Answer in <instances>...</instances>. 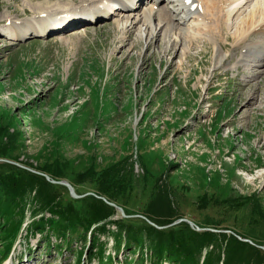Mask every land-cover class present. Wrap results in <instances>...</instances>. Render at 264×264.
<instances>
[{
  "label": "rangeland",
  "instance_id": "rangeland-1",
  "mask_svg": "<svg viewBox=\"0 0 264 264\" xmlns=\"http://www.w3.org/2000/svg\"><path fill=\"white\" fill-rule=\"evenodd\" d=\"M87 1L0 0V22L12 16L8 9L21 17L11 20L17 25L13 30V25L0 23V179L23 186L30 196L36 191L34 205L48 217L51 205L79 208L80 198L90 194L80 192L96 193L98 175L108 171L103 176L110 182L108 191L115 193L112 197L128 216L107 203L113 207L111 214L93 223L86 239L71 234L69 243L58 249L47 248L41 234H26L20 227L9 261L0 264H157L159 259L158 264H254L249 244L264 245V65L254 67L251 58L242 55L251 45L264 50V33L252 30L234 42L237 24L248 13L245 8L227 21L221 40L210 33L190 44L187 59L182 54L188 44L184 38L175 54L164 53L167 24L162 40L148 47L152 37L145 36L143 21L138 22L130 40L134 48L123 47L116 17L79 23L55 35L12 40L13 31L34 21L28 18L31 12L22 11L27 5L48 14L52 9L80 11ZM160 8L169 9L164 1ZM151 25L161 28L158 19ZM181 26L169 33L182 35ZM7 31H12L11 38ZM215 48L228 55L219 68L213 60ZM14 162L66 180L82 196L74 197L66 186ZM0 193L1 252L6 241L1 221L3 216L17 217L18 208L1 185ZM99 205L87 200L81 207L89 212ZM26 206L23 217L33 210L28 197ZM184 219L228 231L192 232L180 225ZM106 220L112 221L106 233L90 231ZM177 229L186 233L188 248L180 245L169 255L161 236L166 239L167 232ZM112 231L120 236L113 263L105 259L116 249ZM202 231L213 234L207 238ZM231 231L253 243L239 244ZM93 236L97 246L86 249ZM50 242L59 243L54 238ZM255 247L264 264V250Z\"/></svg>",
  "mask_w": 264,
  "mask_h": 264
},
{
  "label": "bare ground",
  "instance_id": "bare-ground-1",
  "mask_svg": "<svg viewBox=\"0 0 264 264\" xmlns=\"http://www.w3.org/2000/svg\"><path fill=\"white\" fill-rule=\"evenodd\" d=\"M144 1L145 0H88L86 2L87 5L85 4V6L82 5L80 7V11L71 12L72 10L52 9L47 11L49 12L48 14L44 9L39 12L32 11L36 13V18L32 17L33 19H31L34 21H27V27L25 26L24 29H19L17 33L13 31L15 35H13L14 38H12V40H21L23 37H26L27 34H36L39 36L56 32L59 34L76 23H98L104 19L107 20L116 17L120 19V22L118 21L116 23V29L119 28L118 30L120 31L118 33H121L120 37H116L120 43H123V47L128 46L131 49L134 48L135 45H132L130 40L138 22L143 21L142 24L145 26V36L152 37L148 47L151 45L152 41L162 40L161 35L164 32L162 27L167 24L168 28L165 32L167 33V38L163 42L164 47H162L164 53H176V46L185 39L188 44H185L182 54L183 57L187 59L189 58L188 47L194 44L198 38L208 37L213 34L217 37V40H219V36L223 32L224 25L227 21L236 14L241 13L245 8H247L245 12L248 13H245L246 16L243 18L241 17L240 23L237 24L236 33L233 35L234 42L237 43L238 41H242L252 30L255 33H264V0H146L149 1L148 9L144 10L142 15H138V11L142 7ZM163 1L168 4L169 9L160 8ZM155 19H158L161 23L160 29L158 27H152L151 22ZM174 22H176L177 25H174ZM63 23L66 24L59 28ZM9 24L13 25L10 27L12 30L13 27L17 26L16 23ZM178 25H182L180 27L182 35H176L178 33H169V31H172L174 28L177 29ZM185 26H187V28ZM177 31L179 32V28ZM11 32L12 31H7V38H11L12 35H9ZM85 34L87 33H82L81 36ZM61 40L66 42L69 41L65 38H61ZM220 42L221 41H219V43ZM256 45L259 46V44ZM219 46L221 47L220 44ZM257 46H248V48L244 49V54L242 55L244 58H251L254 67L264 65V50H258ZM213 53V60L216 68H219L228 60V55H220L217 48L214 49Z\"/></svg>",
  "mask_w": 264,
  "mask_h": 264
},
{
  "label": "trees",
  "instance_id": "trees-1",
  "mask_svg": "<svg viewBox=\"0 0 264 264\" xmlns=\"http://www.w3.org/2000/svg\"><path fill=\"white\" fill-rule=\"evenodd\" d=\"M8 166H11V165H8ZM19 169L21 170V168H19ZM22 171L28 172L30 177L41 178V176H39L38 174L26 171L25 169H23ZM90 174L93 175V172H90ZM104 174H109V172L104 171L98 175V177H99V183H98L99 190H95V192L98 195H102V196L105 195L104 197H106L110 201H113L116 203V201L112 197V196H114L115 193L112 191H108L109 190L108 187L110 185V182L105 180V178L103 177ZM78 176H79V174H78ZM50 177L53 178L56 176H53L51 174ZM42 182L46 186H50V187L53 186V183H51V182H49L43 178H42ZM0 185L5 189L6 196L10 197V204L14 203L15 205H17V208H18V213H17L18 215H15L18 217L17 219H16V217H14L10 220L7 212H6L8 215V216H6L7 218L5 216H3V222H2L1 228L3 230V233H5L4 238H6V244H5V247L1 253V255H2L1 257H4L5 254L8 252L11 244L13 243V241L15 240V238L19 232V229L21 227V222L23 219L22 215L24 214V210L26 208V197L30 198L32 201L33 210L31 211V214L34 218L33 221L31 222V224L28 226V230L31 231V233L41 234L43 239H45V241H46L47 247L52 245L53 247H55L57 249L59 248L60 245H62L63 242L69 243V237L71 236V234H75V236H79V235L81 236L83 234L82 236H84V238L86 239V237H85L86 232L85 231L87 229H89V227H91L93 223L99 222L102 218L108 217L111 214V211L113 210V207H111L107 203H105L104 200H102V199H100L97 196H94L92 194H88L87 196L80 198L79 208H78V206H74L72 208V207H69L70 205H63L62 203H60L59 205H51L48 208L49 213L51 215L46 217L44 215V211H46V210L43 211V209H37V207H35V205H34V201H36V198H37V192L36 191L34 192V194L32 196H30L29 191L28 192L24 191L25 188L23 186L22 187L21 186L15 187L12 185V183L7 182V181H3L1 179H0ZM57 185H59V184H57ZM76 189L78 191L79 188H76ZM84 192H89V191L84 190V191H81L80 193H84ZM0 195H1V193H0ZM95 198H97V199H95ZM87 200L97 201L100 203V205L97 206L95 209L88 212V211H86L87 207H81V205H83V202L86 203ZM152 201H153L152 199L149 201L148 206H150L149 204H151ZM106 208L108 209L107 211H105ZM8 211H9V213L13 214L11 212V210L8 209ZM124 211L126 213L125 209H124ZM0 212H1V210H0ZM37 214H41V215L38 217H35ZM0 217H1V215H0ZM123 219H124V221L126 220L125 218H123ZM101 223L102 224L97 227V230H93V232L96 231V232H100V233H106L107 232L106 226L108 223H112V221L106 220L107 224L104 221ZM208 223H212V222H208ZM183 224L188 227V230L194 232L195 229L190 228V226L188 225L187 222H181L180 225H183ZM80 227H82L84 229H83V231L81 230L78 232ZM188 230H186V231H188ZM112 234H113L114 241H115V247L119 248L120 247V236L118 234V231H116V232L112 231ZM166 234H169L166 239L164 236H161V238H162V240L164 239V243H165L166 247H168V249L166 248L167 254L174 255V252L176 251L178 246L183 245V244H184L183 250L187 251L188 247L186 246L185 238H184V236L186 234L185 232H182L180 229H177L174 232H167ZM200 234L201 235L204 234V235H206L207 238H210V235L213 233L202 231V232H200ZM231 234L232 235H230V236L232 238H234V240L236 242H239V244L240 243H246V242L238 239L237 237H235L233 235V233H231ZM52 238H54L55 240H58L59 243L52 244L50 242ZM95 242H96V237L93 236L91 245L94 246ZM247 244H249V243H247ZM102 245H103V243L99 244V247H100L99 252L102 251ZM249 245L251 246L250 249L255 252V258L256 259H253L254 264H260L261 261H260L259 257H257V255H256V253L260 252V250L257 249L254 245H251V244H249ZM123 247L126 248L127 246L124 244ZM81 252L82 251H80V254H81ZM173 257H175V256H173ZM79 258H80V255H79Z\"/></svg>",
  "mask_w": 264,
  "mask_h": 264
},
{
  "label": "water",
  "instance_id": "water-1",
  "mask_svg": "<svg viewBox=\"0 0 264 264\" xmlns=\"http://www.w3.org/2000/svg\"><path fill=\"white\" fill-rule=\"evenodd\" d=\"M14 163L17 164V165H19V166H21V167L28 168V167H26V166H23V165L17 163V162H14ZM28 169H30V168H28ZM30 170H32V171H34V172H37V171H35V170H33V169H30ZM38 173L44 175V176L46 177V179H47V180H50L51 182L58 183V184H62V185H64V186H66V187L68 188V190H69V192H70V194H71L72 196H74V197L82 196V195L77 194V193L74 191L73 186H72L71 183H69L68 181H66V180H54V179H51V178H50L47 174H45V173H41V172H38ZM88 193H89V192H87V193H85V194H88ZM102 198H103L107 203H109L110 205L114 206L115 209H117V210L121 213L122 216H125V217L128 216V215H126V213L124 212V210H123V208H122L121 206L115 204L114 202L108 201V200L105 199L104 197H102ZM182 220H183V218L177 219L176 221H174V222L171 223V224H174V223L180 222V221H182ZM184 220L187 221V222H188L192 227H194L195 229H203V230H204V229H209V230H211V231H216V232H223V231H226V230H223V229L201 228V227H199L198 225H196L193 221H191V220H189V219H184ZM241 239L244 240V241H250V240H248L247 238H241ZM250 242H251V241H250ZM257 246H259L260 248H262V249L264 250V245H257Z\"/></svg>",
  "mask_w": 264,
  "mask_h": 264
}]
</instances>
